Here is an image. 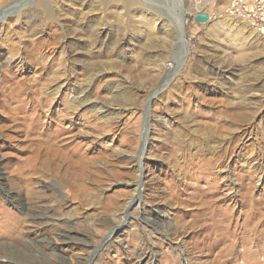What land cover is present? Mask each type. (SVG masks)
<instances>
[{
  "label": "rangeland",
  "instance_id": "rangeland-1",
  "mask_svg": "<svg viewBox=\"0 0 264 264\" xmlns=\"http://www.w3.org/2000/svg\"><path fill=\"white\" fill-rule=\"evenodd\" d=\"M0 1V264H264V32L232 0Z\"/></svg>",
  "mask_w": 264,
  "mask_h": 264
},
{
  "label": "built area",
  "instance_id": "built-area-1",
  "mask_svg": "<svg viewBox=\"0 0 264 264\" xmlns=\"http://www.w3.org/2000/svg\"><path fill=\"white\" fill-rule=\"evenodd\" d=\"M232 12L240 15L264 31V0H232Z\"/></svg>",
  "mask_w": 264,
  "mask_h": 264
},
{
  "label": "bare ground",
  "instance_id": "bare-ground-1",
  "mask_svg": "<svg viewBox=\"0 0 264 264\" xmlns=\"http://www.w3.org/2000/svg\"><path fill=\"white\" fill-rule=\"evenodd\" d=\"M137 1V0H136ZM198 1H200V0H198ZM1 2V1H0ZM133 2V1H132ZM197 3H199V2H197ZM37 6H43L44 7V9L46 10V12H51V11H53V7H52V5L50 4V1L49 0H37ZM233 6V5H232ZM231 13V12H230ZM253 24V23H252ZM254 25V24H253ZM256 26V25H255ZM257 28H260V27H258V26H256ZM261 30H262V28H260ZM263 31V30H262ZM264 32V31H263ZM183 35H184V33H183ZM56 137H58V136H56ZM56 140V139H55ZM60 148L59 149H65L66 148V145L63 143L62 145H60L59 146ZM56 149V148H55ZM53 150V149H52ZM2 253H7V251H6V249H4L3 248V250H2ZM152 262H153V259L151 258V259H149L148 261H145V263L144 264H152Z\"/></svg>",
  "mask_w": 264,
  "mask_h": 264
},
{
  "label": "water",
  "instance_id": "water-1",
  "mask_svg": "<svg viewBox=\"0 0 264 264\" xmlns=\"http://www.w3.org/2000/svg\"><path fill=\"white\" fill-rule=\"evenodd\" d=\"M198 18H199L201 21H205V20H207V19L209 18V16H208L207 14H199V15H198ZM182 21H183V22H181V23H182V28H181V26H180V29H181V32H182V34H183V33H184V29H185V26H184V24H185V19L183 18Z\"/></svg>",
  "mask_w": 264,
  "mask_h": 264
}]
</instances>
